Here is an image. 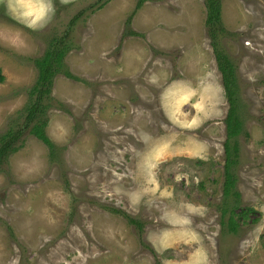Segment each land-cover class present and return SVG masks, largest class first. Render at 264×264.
Listing matches in <instances>:
<instances>
[{"label": "rangeland", "instance_id": "1", "mask_svg": "<svg viewBox=\"0 0 264 264\" xmlns=\"http://www.w3.org/2000/svg\"><path fill=\"white\" fill-rule=\"evenodd\" d=\"M138 1L0 0V135L25 124L37 60L67 33L73 74L50 85L53 152L27 125L0 173V264H264V0H220L244 126L228 171L239 197L224 191L230 103L207 0Z\"/></svg>", "mask_w": 264, "mask_h": 264}, {"label": "trees", "instance_id": "2", "mask_svg": "<svg viewBox=\"0 0 264 264\" xmlns=\"http://www.w3.org/2000/svg\"><path fill=\"white\" fill-rule=\"evenodd\" d=\"M146 0H139L137 2V7H141ZM207 17L206 24L208 27V33L210 37L211 45L214 48V54L216 57L218 69L222 74L223 86L225 93L227 95L228 101L230 103V109L228 115L225 119L227 122V159L223 167L227 170L226 176V187L225 194L229 195L231 191L234 192V195L239 197L240 192L234 191L235 180L237 179L234 173L228 172L236 163H238L239 158V145L237 141V136L240 133V129L244 128L242 120L238 117L239 103L234 96H237L239 91V86L237 83L238 74L237 66L232 60L226 48L222 45L221 39L218 37V32L220 31L223 36L226 35V28L221 21V11L223 10V4L220 0H207L206 1ZM82 13H79L75 19L70 23V30L74 26L75 22L78 20L83 13L86 12V9L82 10ZM131 15L128 19H132ZM69 32V31H68ZM67 33L64 37H61L58 42L54 43L51 50H48L46 55L37 60L38 66L40 68L39 83L36 84L30 89V93L33 94L38 89V95L36 100L27 107L26 113V122L18 130H8L6 133L0 135V173L6 170V164L9 161V158L12 154L22 147V143L19 144L22 135L25 132L26 126L30 125L31 134L35 135L38 139L43 141L53 152L55 144L49 138L46 133L47 118L46 111L49 104L53 103V98L51 97L50 85L52 84V78L55 75L64 73L67 76L73 77V74L66 68L64 63V55L70 49V45L67 42ZM5 79L4 74L0 68V82H3ZM50 92V93H49ZM52 100L46 102L48 99ZM50 106V107H51ZM238 127V128H237ZM111 211L116 214L124 215L135 227H139L140 231L143 230L144 224L137 221L134 217L130 216L127 212L123 211L117 207H110ZM250 209V208H249ZM231 210V209H230ZM242 214H240V219L247 220V214L245 209H242ZM250 211V210H249ZM227 212V208L225 212ZM230 229L236 231L238 229V222L236 218L231 217L229 219Z\"/></svg>", "mask_w": 264, "mask_h": 264}, {"label": "crops", "instance_id": "3", "mask_svg": "<svg viewBox=\"0 0 264 264\" xmlns=\"http://www.w3.org/2000/svg\"><path fill=\"white\" fill-rule=\"evenodd\" d=\"M174 6H176V7H181V5H179V4H176V5H174ZM179 17H183L182 15L181 16H179ZM137 18V17H136ZM173 37H170V39H172ZM132 69H136V67H133L132 66V68H131V70ZM139 69V68H138ZM141 69H143V68H141ZM184 86V85H183ZM174 89H176L175 87H174ZM183 90V89H182ZM182 90H180L181 91V94H180V97H179V99L178 100H175V99H172V101L174 102V104H177V103H180V102H184L183 101V91ZM209 90H214V85H213V83H211V86H210V88H209ZM176 91V90H175ZM206 99H208V98H206ZM187 149H188V151H193V147L192 146H190V145H188L187 146Z\"/></svg>", "mask_w": 264, "mask_h": 264}, {"label": "clouds", "instance_id": "4", "mask_svg": "<svg viewBox=\"0 0 264 264\" xmlns=\"http://www.w3.org/2000/svg\"><path fill=\"white\" fill-rule=\"evenodd\" d=\"M144 3H147V0H146ZM206 10H207V9H206ZM181 11H182V9H181ZM136 15H137V13H136L134 16H132V19H131L130 21H128V19H129V17H130L131 15L127 18L128 34H131V35H138V34L140 33V31H138L134 26H133L132 28H130V27L132 26V24L134 23V21H135ZM126 26H127V25H126ZM215 60H216V59H215ZM216 63H217V61H216ZM217 67H218V65H217ZM226 117H227V116H226Z\"/></svg>", "mask_w": 264, "mask_h": 264}, {"label": "flooded vegetation", "instance_id": "5", "mask_svg": "<svg viewBox=\"0 0 264 264\" xmlns=\"http://www.w3.org/2000/svg\"><path fill=\"white\" fill-rule=\"evenodd\" d=\"M211 45V44H210ZM211 47L213 48V46L211 45ZM214 49V48H213ZM214 56H215V54H214ZM215 59H216V57H215Z\"/></svg>", "mask_w": 264, "mask_h": 264}]
</instances>
